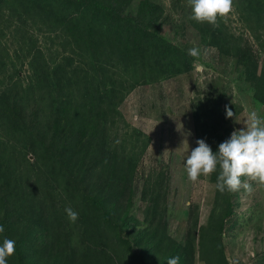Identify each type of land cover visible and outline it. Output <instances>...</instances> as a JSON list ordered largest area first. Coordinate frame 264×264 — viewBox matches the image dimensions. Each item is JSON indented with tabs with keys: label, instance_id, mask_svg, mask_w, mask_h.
Listing matches in <instances>:
<instances>
[{
	"label": "trees",
	"instance_id": "trees-1",
	"mask_svg": "<svg viewBox=\"0 0 264 264\" xmlns=\"http://www.w3.org/2000/svg\"><path fill=\"white\" fill-rule=\"evenodd\" d=\"M132 3L133 0H0L3 40L11 32L14 37L19 34L21 41L29 38L31 44L36 43L37 36L44 37L59 40L62 48L70 52L61 61L52 60L55 68L50 69V60L45 59L40 49L39 60L33 65L39 89L43 90L42 96L35 97L34 101L52 109L51 114L46 113L49 121L45 125L35 118L28 120L10 95L0 96V119H6L22 133L35 136L36 143L44 147L40 150L37 144L32 146L34 149L28 147L27 153H30L21 154L23 157L17 162L0 157L3 167L13 173L20 171V179L13 184L12 192L22 188L23 193L22 197L13 198L6 189L0 195V225L5 227L0 244L3 236H7L16 241L17 248L7 264H167V259L173 256L181 258L180 264H195L196 259L203 264H230L223 253L222 239L226 222L234 212L232 194L217 192L209 222L200 228L198 240L197 236L194 238L197 250L189 243L182 244L171 238L167 232L170 209L165 200L168 190L165 179L157 182L161 187L154 193L143 195V206L136 216L133 214L132 181L138 160L118 155V147L123 144L111 137L115 123L107 120V116L117 111V94L126 86L115 73L109 79L107 67L114 69L115 60H124L134 68L135 76L146 70L148 79L156 81L173 66H181L177 73H189L196 60L188 55L184 44H174L162 34V14L154 1L141 0L134 13L128 10ZM241 7L249 29H255V24L257 30H264V0H239L238 8ZM190 16L191 12L184 23L186 29L200 36L204 44L223 49L218 40L227 41L226 36L219 34L218 28L197 23ZM26 28L38 35L22 34L21 30ZM255 56L248 48L239 50L233 59L237 63V79L241 80L244 75L254 87L255 100L264 105V64ZM76 58L79 66L75 65ZM81 65L88 69H81ZM79 73L83 74L80 82ZM89 81L96 84L91 85ZM224 95L221 92L217 106L213 102L211 108L196 112L198 139L208 142L214 152L225 141L220 135L224 124L229 122L224 108L232 106L228 99L224 100ZM25 149L22 148L23 152ZM32 154L36 156L31 162L28 158ZM23 161L27 164L25 169L24 165L17 166ZM35 167L42 173H52L51 176L57 173L79 184L78 222L88 240L79 256L77 246L69 247L63 239L58 219L52 220L43 212L44 201L35 193L43 180L38 172L32 180L28 179ZM7 174L10 173L0 171V183L8 178ZM86 174L97 178L89 177L84 182ZM216 180L217 174H214L212 182ZM3 185L7 186L4 182ZM21 220L25 222L26 233L14 227ZM65 235L74 236V231ZM68 239L73 242L72 238Z\"/></svg>",
	"mask_w": 264,
	"mask_h": 264
},
{
	"label": "rangeland",
	"instance_id": "rangeland-1",
	"mask_svg": "<svg viewBox=\"0 0 264 264\" xmlns=\"http://www.w3.org/2000/svg\"><path fill=\"white\" fill-rule=\"evenodd\" d=\"M140 1L133 0L128 10L134 13ZM152 1L161 10L162 34L174 44H184L186 50L198 47L201 56L195 63L202 64L204 70L197 72L193 68L189 73L182 74L177 73L181 66L177 68L173 66L164 77L160 75L161 78L150 81L147 73L145 74L146 70L141 72L140 75L143 76L141 78L140 75L135 76L132 73L134 68L126 61L115 60L112 64L114 69L107 67V74L110 73L108 78H112L115 73L118 80L122 78L121 80L125 81L126 89L117 94L119 98L115 100L117 111L107 116V120L115 123L111 137L123 144L118 147V155L138 160V168L132 181L133 214L136 216L139 207L143 206V195L154 193L156 188L161 187V183L157 182L165 179V187H168L165 191L167 196L165 200L170 209L167 232L171 238L182 244L189 243L197 250L196 236L198 240L200 228L209 222L218 189L216 181L212 182L214 174L209 177L201 176L193 183L188 179L185 170L188 152L198 146L196 112L201 108L204 110L211 108L213 102L217 106L220 101L219 95L224 92V100L228 99V103L232 104L230 108L234 113L221 130L220 135L225 137V141L230 139L233 131L246 128L245 123L252 111L264 117V105L255 100L254 87L245 80L244 75L241 76V80L237 79V63L233 59L239 50L249 48L254 51L259 63L264 64V45L262 46L264 30H257L255 24L253 25L255 29H249L245 22L244 8L239 9V0H234V12L227 19L219 20L218 26L215 27L220 31L219 34L226 36L227 39L218 40L223 47L221 49L204 44L200 36H195L190 28L186 29L184 23L191 12L188 0ZM21 33L29 36L38 35L27 28L21 30ZM259 35L260 38H257ZM14 36L12 32L4 40L0 36V96L10 95L28 120L35 118L39 124L45 125L49 121L46 119V113L51 114L52 109L42 106L44 103L40 105L34 101L35 97L42 96L43 90L39 89L33 65L39 60L37 56L40 49L44 52L45 59L50 60V69L55 68L52 60L61 61L63 56H69L70 52L62 48L59 40L50 41L37 36L36 43L31 44L29 38L21 41L19 34L17 38ZM76 62L75 65L79 66L77 58ZM81 69L88 67L81 65ZM39 74L40 72H37L38 76ZM82 78L83 74L79 73L78 82ZM89 83L96 84L94 81ZM46 99L49 100L47 97ZM37 141L35 136L22 133L6 119H0V157L15 159L17 162L23 157L21 154L25 156L30 153H27V150L36 148L32 146L36 145ZM36 146L39 150L44 148L40 144ZM24 147L25 152L22 150ZM35 156L29 155L28 159L32 162ZM17 166L25 169L27 164L23 161V164ZM0 171L10 173L7 174L8 178L0 183V195L3 190L8 189L11 197H22V188L19 192H12L13 184L20 179V171L13 173L10 168H5L1 164ZM36 172L43 180L35 193L44 201V214L52 220L58 219L63 239L66 240L67 246H77L76 255L79 256L85 242L88 241L84 234L82 235L78 222L81 214L77 205L81 198L79 184L72 183L68 177L57 176V173L53 176L52 173L51 175L48 172L42 173V170H36V167L30 171L28 179L32 180ZM52 177L57 181L53 178L52 183ZM89 177L92 176L86 174L83 181ZM93 177L96 179L97 175ZM3 182L7 186L3 185ZM250 183L254 188L251 194L241 190L232 194L231 198V208L234 212L226 222L222 239L223 253L230 264H264V187L258 186L255 182ZM6 200L9 205V199ZM69 207L79 214L75 223L70 222L65 212ZM14 227L26 233L24 220L18 221ZM68 231H74V236H67L72 238L73 242L65 235ZM103 248L106 249V246L103 245ZM195 264L203 263L196 259Z\"/></svg>",
	"mask_w": 264,
	"mask_h": 264
},
{
	"label": "clouds",
	"instance_id": "clouds-1",
	"mask_svg": "<svg viewBox=\"0 0 264 264\" xmlns=\"http://www.w3.org/2000/svg\"><path fill=\"white\" fill-rule=\"evenodd\" d=\"M191 7V20L197 23H207L218 26L221 19H227L234 12V0H188ZM188 55L199 60L201 50L198 47L188 49ZM195 71H203L202 64L193 63ZM227 118L234 113L225 106ZM246 128L233 131L230 139L219 144L214 152L204 139L196 141L197 147L191 149L186 156L185 170L188 179L195 183L201 176L209 177L217 174L216 188L221 194H235L243 190L251 194L254 191L250 182L264 187V117L252 111L246 121ZM65 212L70 222L75 223L78 213L72 208ZM5 233V227L0 225V235ZM16 241L3 236L0 244V264H7L8 258L16 254ZM180 257L167 259V264H180Z\"/></svg>",
	"mask_w": 264,
	"mask_h": 264
}]
</instances>
